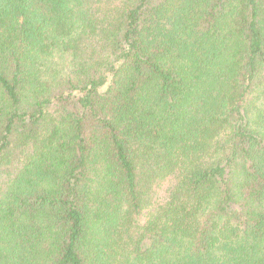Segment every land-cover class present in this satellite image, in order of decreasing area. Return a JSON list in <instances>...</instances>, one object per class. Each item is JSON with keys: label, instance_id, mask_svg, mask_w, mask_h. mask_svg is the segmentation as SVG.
Masks as SVG:
<instances>
[{"label": "trees", "instance_id": "16d2710c", "mask_svg": "<svg viewBox=\"0 0 264 264\" xmlns=\"http://www.w3.org/2000/svg\"><path fill=\"white\" fill-rule=\"evenodd\" d=\"M0 264H264V0H0Z\"/></svg>", "mask_w": 264, "mask_h": 264}]
</instances>
